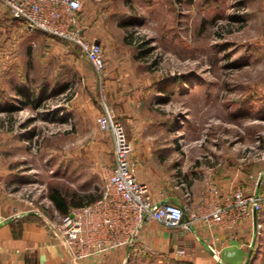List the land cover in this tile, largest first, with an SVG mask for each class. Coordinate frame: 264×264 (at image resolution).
<instances>
[{
	"label": "rangeland",
	"instance_id": "rangeland-1",
	"mask_svg": "<svg viewBox=\"0 0 264 264\" xmlns=\"http://www.w3.org/2000/svg\"><path fill=\"white\" fill-rule=\"evenodd\" d=\"M88 10L85 38L103 40L102 83L63 42L44 69L0 66L6 192L54 221L50 187L98 197L97 161L112 144L96 125L103 100L133 153L138 143L177 178H200L199 164L223 156L264 159V0H99ZM171 263L121 248V264Z\"/></svg>",
	"mask_w": 264,
	"mask_h": 264
},
{
	"label": "crops",
	"instance_id": "crops-1",
	"mask_svg": "<svg viewBox=\"0 0 264 264\" xmlns=\"http://www.w3.org/2000/svg\"><path fill=\"white\" fill-rule=\"evenodd\" d=\"M95 1L99 0H81L83 15L89 14L88 7ZM126 2L121 0V5ZM91 41L103 44L99 38ZM59 46L55 39L37 31H27L20 21L9 16L0 2V66L11 68L10 73L28 69L34 63L44 69L50 48ZM117 65L116 80H120L121 63L117 61ZM16 73L13 77H17ZM21 84L25 85L23 81ZM139 149L135 143L131 158L133 173L147 186L153 202L158 204L168 200L186 208V228H166L150 221L140 230L139 239L159 252V260L170 261L171 264H255L264 258V211L231 224L207 226L201 220L216 202L209 193V184L217 189V199H225L236 190L264 196L263 158L232 159L223 156L213 166L199 164L202 177L184 175L185 178L181 179L175 175L174 166L165 167L160 160L151 157L146 160ZM102 158L109 165L113 163L112 144ZM5 177L7 173L0 172V264H68L66 248L51 237L48 229V222L53 219L42 209L30 207L16 195L6 192ZM186 192L190 194L188 201L184 197ZM52 210L54 215H60L53 204ZM193 214L197 219H190ZM257 224H260V229L256 228ZM80 264H121V249Z\"/></svg>",
	"mask_w": 264,
	"mask_h": 264
},
{
	"label": "built area",
	"instance_id": "built-area-1",
	"mask_svg": "<svg viewBox=\"0 0 264 264\" xmlns=\"http://www.w3.org/2000/svg\"><path fill=\"white\" fill-rule=\"evenodd\" d=\"M9 16L20 21L27 31L75 46L90 64L99 83L105 75V59L100 44L85 38L81 0H0ZM99 131L110 135L113 163L99 157L104 183L93 202L73 207L57 220L48 222L51 237L66 248L68 264H80L116 249L126 248L157 256L159 252L139 239L143 226L154 221L166 228H186L184 205L163 201L155 204L145 184L133 173V148L124 128L105 101L96 119ZM216 198L210 212L201 217L207 226L231 224L258 216L264 211V196L236 190L225 199H217V189L209 184ZM189 200L190 194H184ZM190 219H197L191 215ZM260 229V224L256 225ZM215 253L214 249H211Z\"/></svg>",
	"mask_w": 264,
	"mask_h": 264
},
{
	"label": "trees",
	"instance_id": "trees-1",
	"mask_svg": "<svg viewBox=\"0 0 264 264\" xmlns=\"http://www.w3.org/2000/svg\"><path fill=\"white\" fill-rule=\"evenodd\" d=\"M20 94L26 96L25 90H18ZM62 92L64 90H61ZM58 92L62 93V92ZM100 196V195H99ZM98 197H93L91 195H78L75 192H66L58 187H50L49 189V200L52 202L54 208L59 212L60 215H65L69 208L71 207H79L85 203H90L95 201Z\"/></svg>",
	"mask_w": 264,
	"mask_h": 264
},
{
	"label": "water",
	"instance_id": "water-1",
	"mask_svg": "<svg viewBox=\"0 0 264 264\" xmlns=\"http://www.w3.org/2000/svg\"><path fill=\"white\" fill-rule=\"evenodd\" d=\"M98 44V42H96Z\"/></svg>",
	"mask_w": 264,
	"mask_h": 264
}]
</instances>
